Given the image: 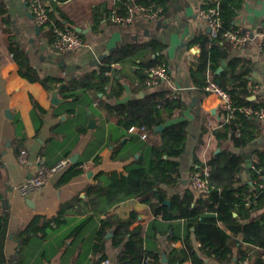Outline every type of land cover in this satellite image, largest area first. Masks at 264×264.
Masks as SVG:
<instances>
[{"label":"crops","instance_id":"0c3cea01","mask_svg":"<svg viewBox=\"0 0 264 264\" xmlns=\"http://www.w3.org/2000/svg\"><path fill=\"white\" fill-rule=\"evenodd\" d=\"M113 1L66 0L54 6L46 1L55 20H60L63 26L81 30L84 46L76 52L61 54L52 49L47 37L35 26L25 0H0V218L5 220L4 264H100L102 260L115 263L119 249L113 246L112 236L103 238V253L95 250L100 220H125L130 212L137 214L136 223L148 229L145 247L161 250V257H165L163 250L180 247V241L172 243L171 239L175 235L182 237L185 232L183 218L166 221L165 210L155 214L149 207L150 200L130 199L111 208L102 201L101 213L87 209L84 205L86 189L99 184L98 175L112 172L124 175L125 166L139 158L141 143H153L157 137L131 141L129 133L132 132L119 128L114 118L97 106L91 94L74 102L65 99L62 104H51V91L20 74L17 62L8 51L11 43L17 46L39 78L67 80L96 70L106 57L121 47L157 42L161 50L156 56L166 68L167 80H159L152 87L145 82L143 91H136L132 84V67L123 68L124 91L118 99L107 102L117 105L141 99L152 92L178 90L185 109L180 117L167 124L187 122L185 153L177 159L180 178L185 183L179 182L174 188L164 187L168 198L191 188L189 179L194 155L205 162L209 156L223 150L239 153L244 158L243 178H246L251 156L256 151H264V119L255 118L250 124V130L258 131V137L241 150L233 147L230 141L218 145L211 134L201 138L204 125L210 130L219 126L223 109L215 96L195 86L190 74L191 65L199 55L198 46L191 42L197 35L209 33L204 19L199 16L205 0H173L156 19L138 15L129 24L102 20L93 30L95 11L111 10ZM235 26L249 34V41L242 48H231L228 60L219 65L215 74L223 72L231 58L248 61L251 64L248 100L264 108V0H244ZM97 60L99 64L95 65ZM206 77L211 79L209 71ZM58 96L64 99L59 93ZM33 103L42 111L33 113ZM69 109L73 113H69ZM89 118L94 121L92 129L88 128ZM118 143L122 144L121 154L125 160L112 159ZM38 156L44 158L47 167L66 159L69 165L48 175L40 190L22 197L16 187L34 175ZM68 203L63 217L65 223L62 221L58 227L47 228L42 237L32 236L25 243L20 240L19 235L34 217L54 218L60 206ZM89 216L92 219L83 229L69 237L72 227ZM153 221L155 226L150 228ZM114 229L108 232L113 230L114 233ZM194 246L197 245L194 243ZM207 264L215 263L208 259Z\"/></svg>","mask_w":264,"mask_h":264},{"label":"trees","instance_id":"16d2710c","mask_svg":"<svg viewBox=\"0 0 264 264\" xmlns=\"http://www.w3.org/2000/svg\"><path fill=\"white\" fill-rule=\"evenodd\" d=\"M58 1L66 0H48L51 6ZM172 1L114 0L111 10L104 8L101 12L95 11L92 29L96 30L102 20L117 24L111 21L112 17H125L129 8L135 6L158 9L160 16ZM243 2L244 0H205L202 9L216 6L221 26L214 37L210 33H202L192 40L191 45L198 46L199 55L190 68L191 78L201 91L209 71L216 85L229 94L232 106L235 108L232 117L228 120H226L227 112L222 109L219 126L210 130L204 125L201 138L211 134L218 145L230 141L233 147L239 150L258 137V131L250 130V124L255 118L240 111L243 107H251L254 110L260 107L248 100L251 64L249 65L245 59L231 58L223 72L217 75L215 71L229 58L233 47L223 34L238 29L235 26V19L242 9ZM104 6L106 7L105 3ZM48 15L49 28L42 33L50 43L53 27L63 24L52 17L50 9ZM160 50V45L154 41L143 45L121 47L106 57L96 70L67 80H51L39 78L15 44L11 43L8 48L19 66L20 74L29 82H38L47 91L56 89L61 97L72 102L79 100L83 95L91 94L97 106L103 108L108 117L114 118L119 128L128 132L130 127L143 126L148 132L147 141L151 136L157 137L153 143L149 141V144L141 143L139 158L133 159L125 166L124 175L116 172L98 175L99 184L86 189L84 205L87 209L98 210L101 213L102 201L111 208L130 199L150 200L149 207L155 214L165 210L166 221L184 219V235L182 237L175 235L171 239L172 243L180 241V247L171 246L163 250L166 263H162L161 250L153 251L144 245L149 236L148 229L136 223L137 214L130 212L125 220L118 218H114V221L108 218L100 220L98 243L95 245L97 252L103 251L102 240L108 230L114 227L110 240L113 246L119 249L114 259L115 264H207L205 259L215 264H231L234 261L237 264L243 259L248 264H264V191L257 183L259 171L264 165V151L254 153V169H247L246 178H243L244 158L239 153L223 150L209 156L205 162L194 155L191 173L208 169L206 193L200 196L192 188H186L181 195L168 198L164 187L174 188L179 185L181 176L177 159L185 153L187 137L185 120L167 124L183 114L185 106L180 97H174L171 92L157 91L122 104L110 105L107 102L122 95L124 91L122 80L126 78L122 71L126 67H132L134 90L143 91L144 83L149 79L148 70L162 64L156 56ZM37 110L42 111L33 103L32 112ZM67 111L73 113L72 109ZM159 126H162V129L154 131V128ZM129 136L131 141L139 139L136 133H129ZM121 146L120 143L115 146L113 160H125L121 154ZM96 160L97 158L94 162ZM167 200L170 204L165 207L163 205ZM68 206L69 203L60 206L57 216L49 220L34 217L19 235L20 240L25 243L32 236L42 237L46 234L47 228L58 227L62 221L65 223L63 217ZM91 219L92 217L89 216L78 222L70 230L69 237L77 235ZM154 224L153 221L150 228L154 227ZM4 239L5 220L0 218V264H4L2 252ZM194 243L197 245L196 248ZM104 257L105 255L101 256V259Z\"/></svg>","mask_w":264,"mask_h":264},{"label":"built area","instance_id":"2783aa9c","mask_svg":"<svg viewBox=\"0 0 264 264\" xmlns=\"http://www.w3.org/2000/svg\"><path fill=\"white\" fill-rule=\"evenodd\" d=\"M28 11L32 14L34 24L41 31H48L49 19V6L45 0H25ZM142 16L147 19H156L159 17V10H152L151 8H144L140 6L131 7L128 10V14L125 17L115 16L111 21L117 24H129L136 16ZM199 16H201L207 26L208 32L211 36H216L219 32L221 23L219 20L218 10L215 7L209 9H200ZM223 37L233 48H242L249 41V34L240 29L234 31H228L223 34ZM52 49L61 54L73 53L80 50L84 46V42L79 32L74 28L68 26H54L52 29V40L49 43ZM149 79L146 81L148 87H152L159 82V80H167V71L164 65H160L148 70ZM202 92L215 96L225 112H227L226 120L232 117L235 108L232 106L231 98L229 94L221 89L216 83L208 78L205 85L202 88ZM171 94L179 96V92L176 88L171 90ZM240 111L248 116L256 118L257 120L264 119V108H258L256 110L251 107L240 108ZM129 132L136 133L140 140L145 141L147 139V130L145 127L135 128L130 127ZM255 157L251 156L248 169H254L253 163ZM69 165V160H61L52 167H47L45 160L42 156H38L35 160L36 171L32 177L26 180L24 183L16 187L18 194L22 197H26L29 194H33L40 190L43 186L46 177L50 174L64 170ZM257 183L259 188L264 191V165L259 171ZM208 169L204 168L200 172L191 173L189 182L191 188L197 195L204 196L208 189L207 184ZM100 264H115L108 260H102ZM237 264H248L246 260H240Z\"/></svg>","mask_w":264,"mask_h":264},{"label":"water","instance_id":"95a60500","mask_svg":"<svg viewBox=\"0 0 264 264\" xmlns=\"http://www.w3.org/2000/svg\"><path fill=\"white\" fill-rule=\"evenodd\" d=\"M77 32H81V30L79 29V28H76L75 29ZM102 59H104V58H100V60H102ZM99 64V60H97L96 62H95V65H98ZM252 99H254V98H252ZM250 100V99H249ZM49 101H50V103L51 104H53V105H59V104H62V103H64V102H66V100L65 99H62V98H60L59 96H58V90H54V91H51L50 93H49ZM93 120H92V118H89V124H88V128L89 129H92L93 127H94V124H93ZM162 129V126H159V127H156V128H154V131H159V130H161ZM218 152V150L216 151V153ZM72 162H73V160H72ZM180 182L182 183V184H184L185 183V181H183V180H180ZM165 204L166 205H168L169 206V201H166L165 202ZM112 234H113V230H110L106 235H105V237L106 238H109V237H111L112 236ZM162 263H166V259H165V257H164V255H162ZM208 260H205V262H207Z\"/></svg>","mask_w":264,"mask_h":264}]
</instances>
